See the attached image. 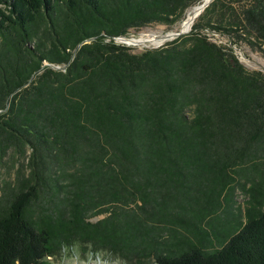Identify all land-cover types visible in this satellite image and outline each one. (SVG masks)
<instances>
[{
  "label": "trees",
  "instance_id": "obj_1",
  "mask_svg": "<svg viewBox=\"0 0 264 264\" xmlns=\"http://www.w3.org/2000/svg\"><path fill=\"white\" fill-rule=\"evenodd\" d=\"M198 1L0 0V155L32 148L0 209V264H48L77 243L129 264H264L262 73L195 30L141 53L105 40ZM239 7L264 38V0ZM236 174L252 205L209 251L202 223ZM186 214L196 240L158 242L149 223L164 234Z\"/></svg>",
  "mask_w": 264,
  "mask_h": 264
},
{
  "label": "rangeland",
  "instance_id": "obj_2",
  "mask_svg": "<svg viewBox=\"0 0 264 264\" xmlns=\"http://www.w3.org/2000/svg\"><path fill=\"white\" fill-rule=\"evenodd\" d=\"M188 2L192 0H187ZM197 3L189 6L185 9V14L180 20L174 22L167 21H151L146 24H139L129 29L130 35L128 38H141L147 35H156L162 37L170 32L179 31L182 22L186 18L187 12ZM217 1V0H214ZM213 1V2H214ZM212 2V3H213ZM245 0H241L243 4ZM212 3L208 8L212 6ZM238 1L236 0H221L213 11L207 14V10L203 11L201 16L196 19V22L200 23V28L194 29V24L190 31L195 30L206 35L209 40L222 45L226 48L228 53L231 49L238 57L239 61L245 69L250 73L260 72L262 78H264V38L258 37V32L254 29L249 28L245 23L238 25L237 22L242 18V10L239 7ZM207 8V7H206ZM210 23L212 26H208ZM228 22V23H227ZM214 26H220V29L214 28ZM181 30V29H180ZM188 34V33H187ZM185 35V34H184ZM117 35V39L108 37L106 35V42L110 39H114L117 44L128 46L133 53H141L147 49H153L164 45L167 40L159 45L146 43L133 45L131 43L120 41ZM127 37V36H124ZM33 46V44H31ZM48 64L47 61L44 62ZM261 78V79H262ZM1 154V153H0ZM32 154V148H28L25 154L17 153L14 148L7 151L3 157L0 155V209H4L8 204L7 192L12 187L21 186L24 181V177H29L31 174V166L29 165V159ZM237 184L234 191L225 192L226 196L223 195L224 208L219 211L218 214L212 213L203 221L202 226L207 232H209V239L205 240V248L209 251L220 248L218 236L224 234L226 228L229 225H235L240 219L242 222L246 221V211L251 204V196L248 191L249 185L245 186V179L240 175H237ZM226 199V200H225ZM107 214L103 213L99 216L91 218L93 221H97L106 217ZM184 219L183 221H180ZM196 221V219H195ZM194 223V217L192 214H186L184 218L179 216L170 217L167 221L168 232L162 234L159 226L161 224L154 223V226L149 223L151 227L155 229L154 232L158 234V242L174 244L177 242L179 234L195 241V228L190 226ZM48 264H129L120 257H117L109 251L101 253H93L89 247L84 244L77 243L71 247L65 248L62 253L56 257L47 258ZM149 264H158L153 259Z\"/></svg>",
  "mask_w": 264,
  "mask_h": 264
},
{
  "label": "bare ground",
  "instance_id": "obj_3",
  "mask_svg": "<svg viewBox=\"0 0 264 264\" xmlns=\"http://www.w3.org/2000/svg\"><path fill=\"white\" fill-rule=\"evenodd\" d=\"M212 1L213 0H202L201 2H199L198 4H196L192 8H190L187 12L186 18L184 19V21L181 24V27H180L181 30L179 29V31H190L194 22L199 17L200 12H203V8H205L206 4L211 3ZM179 31H177V32H179ZM170 33L164 35L163 37H159L156 35H147V36L144 35L138 39H135V38L129 39V40H127V42L131 43L133 45L146 44V43H152V44L159 45V44L173 38V37L167 38V39L164 38L165 36L170 35Z\"/></svg>",
  "mask_w": 264,
  "mask_h": 264
},
{
  "label": "water",
  "instance_id": "obj_4",
  "mask_svg": "<svg viewBox=\"0 0 264 264\" xmlns=\"http://www.w3.org/2000/svg\"><path fill=\"white\" fill-rule=\"evenodd\" d=\"M213 1H214V0H213ZM213 1H212V2H213ZM212 2H211V3H212ZM211 3H207L206 6H205V8H203V11H204V10L206 9V7H208ZM201 14H202V12H200L199 16H200ZM189 32H190V31L171 32L170 35L165 36L164 38L167 39V38H171V37H173V38L170 39V40H173V39H175V38H177V37H179V36H181V35L187 34V33H189ZM167 34H169V33H167ZM162 37H163V36H162ZM118 38H119L120 41H123V42H127V40H129V39H134V38H128V37H124V36H118ZM127 43H128V42H127ZM74 56H75V53H74L72 59L74 58ZM56 68H61V66H56Z\"/></svg>",
  "mask_w": 264,
  "mask_h": 264
},
{
  "label": "built area",
  "instance_id": "obj_5",
  "mask_svg": "<svg viewBox=\"0 0 264 264\" xmlns=\"http://www.w3.org/2000/svg\"><path fill=\"white\" fill-rule=\"evenodd\" d=\"M113 38L117 39V37H116V36H114ZM110 40H111V39H110Z\"/></svg>",
  "mask_w": 264,
  "mask_h": 264
}]
</instances>
